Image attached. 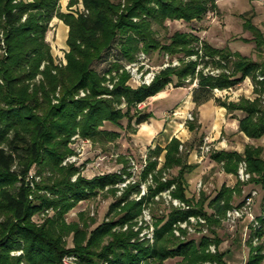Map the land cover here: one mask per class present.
I'll use <instances>...</instances> for the list:
<instances>
[{"label":"trees","instance_id":"1","mask_svg":"<svg viewBox=\"0 0 264 264\" xmlns=\"http://www.w3.org/2000/svg\"><path fill=\"white\" fill-rule=\"evenodd\" d=\"M78 2L70 0L69 5ZM82 2L85 11L73 13L61 10V0H0V46L5 41V52L0 55V264H64L63 260L72 254L77 255L78 264H152V259L165 264L167 259L178 256L182 257L181 264H228L226 256L230 249H220L223 240L217 233L214 238L204 235L199 240L175 235L178 221L191 215H202L211 224H219L232 207L233 199V191L226 185L213 197L205 192L198 199L188 196V174L194 166L184 157L185 149L181 151L182 141L178 137H173L166 147L157 145L150 151L142 180L153 175L155 185H150L140 200L130 199V194L142 191V181L129 183L123 194L116 196L115 186L124 180L122 174L112 172L88 179L80 167L63 162L73 153L70 144L74 135L106 144L118 139L121 133L105 126L109 123L124 128V119L125 128L137 131V124L153 117L152 112H145L139 105L174 82L184 86L197 81L193 95L198 106L215 99L231 112L241 111L240 131L251 138L264 137L261 99L221 100L213 92L215 88H234L248 77L264 86V79H259L264 78V60L260 63L241 52L218 49L205 41L200 47V37L189 31L176 30L162 40L154 29L155 24L164 26L169 20L189 24L204 20L209 12L217 11V0ZM55 17L70 27L67 64L56 63L47 41ZM252 18H246L245 26L253 31L259 48H263L264 34ZM118 38L123 56L129 61L138 59L142 52L159 50L179 57L180 64L163 68L151 84L137 87L130 85V74L122 70L124 65L119 60L108 73H99L94 63ZM193 55H199L201 60L192 59ZM202 60L206 66L222 71L216 75L198 71ZM108 78H117L112 89L106 84ZM81 91L86 95L81 97ZM123 102L125 108L121 107ZM194 121L188 123L191 129L196 127ZM161 155H165V163L159 169ZM212 157L223 162L225 171L233 174H238L239 164L245 158L252 181L264 188L262 149L247 145L244 155L222 150L212 153ZM34 167L37 170L32 175ZM170 168H178V173L164 180L163 173ZM76 174L78 177L73 180ZM174 184L173 197L192 206L173 208L167 216L157 217L153 245L134 240L137 233L132 230L115 229L137 217L146 202ZM110 185L115 200L107 215L114 213L115 217L94 227L85 219L82 227L77 221L67 222L69 211L96 196L99 188ZM205 205L213 211L208 212ZM262 205L258 217L264 224V200ZM50 209L53 214L46 213L42 223L34 219ZM182 231L184 235L185 230ZM70 235L73 247L65 239ZM213 243L218 248L216 252L209 249ZM262 249L260 246L256 254L251 250L245 264H261ZM17 250L23 253L13 255Z\"/></svg>","mask_w":264,"mask_h":264},{"label":"rangeland","instance_id":"2","mask_svg":"<svg viewBox=\"0 0 264 264\" xmlns=\"http://www.w3.org/2000/svg\"><path fill=\"white\" fill-rule=\"evenodd\" d=\"M69 4L70 0H61V10L63 12L73 13L85 11L82 0H79L78 3L72 6ZM217 4V11L209 12L204 20L194 21L190 24L182 20H169L164 26L155 24L154 29L158 32V36L162 38V40L176 30L193 32L200 37V47H203L202 43L205 41L218 47V49H231L234 52H241L261 63L264 60V46L263 48H259L253 31L245 26V21L246 18L253 17L252 21L260 27L264 34V0H217ZM242 15H244V17ZM65 26L69 27L63 20L55 17V20L51 22V28L47 34V41L51 45L52 53L57 64H67L66 52H68L70 48L67 44L68 37H66L67 31H65ZM66 29H69V36L70 27ZM119 43L120 38L115 41L111 49L105 51L102 59L96 61L93 67L101 74L108 73L107 71L112 67L113 63L119 60L124 65L122 70L129 72V83L133 87L141 86L146 81H150L151 84L163 68L171 64L177 66L180 64L179 57H172L170 54H166L159 50H154L151 53H144L146 55L144 59H139V57H141L139 56L138 59L129 61L123 56ZM4 47L5 41L3 39L2 45L0 46V55L5 52ZM191 58L201 60L199 55H193ZM135 63L136 66H131ZM200 65L201 70L204 71L206 75L212 74L209 69L215 68L212 65L206 66L205 60H202L198 66ZM128 66L131 68H128ZM133 69L137 70V75L134 74ZM116 81L117 78L114 81L108 78L106 84L112 89ZM197 87V81L194 83L186 82L184 86H176L175 82L171 83L166 88V90L169 89L171 92L166 94L164 99L157 102L148 99L141 103L139 107L145 112H154L155 110L156 112L162 113L166 109L170 118H173L172 122L167 124L168 129L171 130L173 126L180 128L178 132L179 137H174L181 139L182 144L180 149L181 151L185 149L186 156L184 154V157L187 158V162L190 165L194 166L192 171L188 174L189 188L187 193L189 197L198 199L202 192L213 197L224 185H226L233 191L232 207L230 208L232 210L234 208L243 207L246 204L247 197L253 195V191H257V193L254 194L253 209L255 215L258 217V215L262 213L261 210H263L264 188L252 181L253 176L249 170L247 171L251 174L250 177L243 180L237 173L233 174L226 172L223 162H217L212 157V153L216 151L232 149L234 146L244 143L243 137L241 138V135H238L240 128L237 130V127H240L239 119L242 112H231L226 107V111L221 110L223 106L218 104L215 99H212L213 105L216 106L215 108H221L220 110L225 113L218 114L219 120L222 122V120L226 118L227 122L218 124L216 129L213 128L210 122L213 121V119L205 117L204 122L200 123V106H198L195 101L193 106L192 101L194 98L193 92ZM83 92L86 95L85 91H81V97L85 96L82 94ZM213 92L215 97L228 101H239L242 98L256 100L259 98L264 107V86L256 84L253 79L249 77L234 88L227 89V91L224 89L221 91L214 90ZM125 106L126 104L123 102L121 107L125 108ZM195 118L197 119L194 121ZM189 121H194L196 124L194 129H191L190 124H188ZM122 123L126 127L127 120L124 119ZM140 126V124H137V131H133L125 127H117L108 123L105 127L120 131L121 136L106 144H101L98 141L95 142L92 138H84L79 134H77L79 137L75 139L77 135H74L72 137V144H70L73 148V153L71 155L78 154V157L75 162L68 164L63 162V164H73L80 167L82 175L88 179L112 172L122 174L124 180L120 181L115 186L118 188L116 196H121L129 183L142 181L140 185L142 191L140 193L134 191L130 194V199L140 200L143 196L141 194L143 190L148 192L149 186L155 185L153 175H150L146 181H143L142 173L144 164L148 161L150 151L157 146L152 147V145H148L144 147L136 142L137 137H139ZM214 135L216 139L211 138V136ZM82 140H88L89 142L82 143ZM247 145H253L254 147L262 149V155L264 156V137L258 139L249 137ZM241 154L244 155V151L241 152ZM158 160V168L160 169L164 166L165 155L158 157ZM244 160L245 158H243L241 162ZM36 170L37 168L34 167L30 173L35 175ZM125 170L128 172H125ZM177 173L178 168H170L163 173V179H168ZM77 177L78 174L74 175L72 179L76 180ZM41 179V177L37 178V181ZM173 186L171 188L174 190L176 185L174 184ZM112 187L113 185L107 186L105 189L99 188V193L96 196L81 201L75 208L67 213V222L73 223L77 221L82 227L85 225L83 223L85 219L88 224L94 227L99 223L101 224L104 220L115 217L114 213L111 216L107 215L110 204L115 200V196L110 192ZM186 204L191 208L192 205ZM205 206L208 212L213 211L209 205ZM173 208L180 207L173 205V203L168 201V198H165L163 195H157L151 202H146L143 205L142 212L137 217L124 225H118L115 229L122 231L132 230L137 233L134 240L153 245L156 236L154 237V241L151 242L150 239L147 238L148 229L150 231V228L153 226L156 232L157 217L163 215L167 216ZM46 213L52 215L53 211L50 209L47 212L37 214L34 219L38 223H42L44 218L48 215H46ZM82 214H85L84 218L81 217ZM246 215L247 214L242 218L240 217L241 219L239 218L235 226H232V221H227L226 215L221 218L219 224L215 225L211 224L204 216L198 215L205 218L206 223L199 222L191 225V228H181V237L199 240L204 235H209L211 238L213 236L214 238L217 233L218 237L223 240L221 246H219L220 249L223 251L230 249L226 256L228 264H245L250 256L251 250L253 252L254 249L253 253L256 254L259 247L262 246L263 249L261 253L264 254V224L261 223L260 226H257L254 220L250 222V217ZM141 221L142 224H140ZM258 221L260 223L259 217ZM177 227L178 226H175V229ZM246 227H248V230ZM182 230H185L184 236ZM245 232L247 236H244ZM175 235L177 234L175 233ZM65 239L68 246L73 247L75 245L73 235L66 236ZM212 247H215V249L213 250ZM209 249L212 252H216L218 248L216 244L213 243L210 245ZM22 253L23 250L12 252L13 255ZM68 258H70V260L67 262L63 260L64 264H78L79 262L75 254L68 256ZM181 261L182 257L178 256L167 259L165 264H181ZM213 262L218 263L216 261H204L203 263L194 264H213ZM152 264L157 263L152 259ZM261 264H264V259Z\"/></svg>","mask_w":264,"mask_h":264},{"label":"crops","instance_id":"3","mask_svg":"<svg viewBox=\"0 0 264 264\" xmlns=\"http://www.w3.org/2000/svg\"><path fill=\"white\" fill-rule=\"evenodd\" d=\"M55 18L53 19V21ZM69 28L65 26V31H67V36L68 37V30L66 29ZM171 91L169 89H165L164 91L158 93L157 95L150 97V100H153V102L160 101L161 99H164L165 95L170 93ZM193 98V97H192ZM193 106L195 104L194 98H193ZM216 106L213 105L212 100L201 105L200 106V123L204 122L205 117L213 119L211 122V125L213 126L214 129L218 126V124L227 122L226 118L222 120V122L219 120V115L220 114H225L221 110H227L224 106L221 108H215ZM221 109V110H220ZM153 113V117L149 118V120L145 121L144 123L140 124V130H139V137H137L136 142L140 145H143L144 147L148 145L156 146L160 145L162 147H166L167 144L172 140L174 136H178V132L180 131L179 127L173 126L171 127V130L168 129L167 124L172 122L173 118H170V116L167 113V110L165 109L162 113L156 112L154 110L150 111ZM228 112V111H227ZM219 114V115H218ZM240 115V113L238 112ZM229 115V114H228ZM231 120V119H229ZM175 121V119H174ZM219 121V122H218ZM229 123V121H228ZM240 124V122H239ZM239 127H237L238 130ZM183 131V130H182ZM187 132V131H185ZM239 132V131H238ZM187 134V133H185ZM238 135H241V138L243 137L244 143L239 144L238 146H234L232 149H228V151H238V152H243L245 151V147L248 143L249 137L242 131L238 133ZM185 136V135H184ZM212 139H216V136H211ZM236 145V144H235Z\"/></svg>","mask_w":264,"mask_h":264},{"label":"built area","instance_id":"4","mask_svg":"<svg viewBox=\"0 0 264 264\" xmlns=\"http://www.w3.org/2000/svg\"><path fill=\"white\" fill-rule=\"evenodd\" d=\"M201 54L203 55V50H201ZM141 57H139V59H144L145 58V54L144 53H142V55H140ZM195 56V55H194ZM131 66H136V63L135 64H132ZM128 68H131L130 66H128ZM199 70H201V65L200 66H198V71ZM209 70H211L210 71V73H212V74H218V73H220L222 70L219 68H212V69H209ZM133 72H134V74L135 75H137V70L136 69H133ZM136 72V73H135ZM260 79H264L263 78V76H260L259 77ZM144 84H150V81L148 82V81H146V82H144ZM231 89V88H230ZM215 91H221V89H219V88H215L214 89ZM226 91H227V89H225ZM83 95H85V93L83 92L82 93ZM79 137V135H77L76 137H75V139H77ZM85 143V142H89L88 140H82V143ZM78 154H74V155H70V156H68L66 159H65V161H64V163L65 164H68V163H72V162H75L76 161V159H77V156ZM147 165V163H145L144 164V167ZM248 169H247V162L244 160V161H242L241 163H240V166H239V169H238V174L240 175V177L243 179V180H246V179H248L249 177H250V173L247 171ZM174 187V186H173ZM172 189V188H171ZM171 189H167L166 191H164L163 193H162V195L165 197V198H168V201H170V202H172L173 203V205H175V206H178V207H180V208H184V209H189V206L185 203V202H183V201H181L180 199H178V198H174L172 195H171ZM147 192L145 191V190H143V192L141 193L142 195H145ZM257 193V191H253V195H249L248 197H247V200H246V204L243 206V207H241V208H234V209H229L228 211H227V213H226V219H227V221H232V226H235L236 225V223H237V221L239 220V218L241 217H243L245 214H247L246 216H249L250 217V222H252L253 220H254V223L257 225V226H260V224H261V222L259 223V221H258V217H257V215H255V211H254V209H253V203H254V194H256ZM240 218V219H241ZM147 220V219H146ZM206 223V219L205 218H203V217H201V216H196V215H191V216H189L188 217V219L187 220H184V221H179L177 224H176V226H178L176 229H175V233L179 236H181V228H191V225H194V223ZM140 224H142V221L140 222ZM138 228V227H137ZM247 228V230H248V227H246ZM151 230L149 231V229H148V231H147V238H149L150 239V241L151 242H153L154 241V237L156 236L155 235V228L152 226L151 228H150ZM143 234H144V232H143ZM142 234V235H143ZM184 236V235H183ZM244 236H247V233L245 232L244 233ZM212 249L214 250L215 249V247H212ZM70 260V258H68V257H66L65 259H64V261H69ZM211 264V263H210ZM213 264H218V263H214L213 262Z\"/></svg>","mask_w":264,"mask_h":264}]
</instances>
